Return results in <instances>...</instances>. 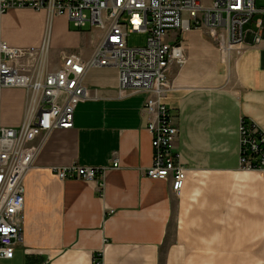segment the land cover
Masks as SVG:
<instances>
[{
	"label": "crops",
	"instance_id": "0c3cea01",
	"mask_svg": "<svg viewBox=\"0 0 264 264\" xmlns=\"http://www.w3.org/2000/svg\"><path fill=\"white\" fill-rule=\"evenodd\" d=\"M52 21L65 50L56 69L63 54L90 59L104 38L85 51L83 32L71 31L66 16ZM47 24L45 10L0 15L2 39L12 47L41 46ZM246 32L250 47L229 67L203 31L168 39L187 57L171 67L164 101L187 171L179 197L170 182L146 176L154 149L145 96L121 95L114 67L89 71L90 99L76 104L74 127L46 137L25 177L22 241L6 262L93 264L98 255L103 264H264V172L239 167L241 124L264 128V43H254L255 24ZM53 43L52 36L51 54ZM26 101L24 89H3L0 126L18 130ZM72 164L107 168L102 193L98 182L62 181L53 171Z\"/></svg>",
	"mask_w": 264,
	"mask_h": 264
},
{
	"label": "built area",
	"instance_id": "2783aa9c",
	"mask_svg": "<svg viewBox=\"0 0 264 264\" xmlns=\"http://www.w3.org/2000/svg\"><path fill=\"white\" fill-rule=\"evenodd\" d=\"M12 9L45 10L48 24L39 47H12L0 32V92L24 89L27 93L22 126L18 130L0 126V262L13 260L22 241L25 177L46 137L52 131L74 127L76 104L90 99L84 83L89 71L114 67L119 72L121 95L145 96L143 112L154 149V162L146 176L170 182L179 197L187 171L174 152L179 130L164 101L172 89L171 67L183 66L187 57L180 43L168 42L170 35L203 31L216 44L226 67L232 57H240L250 47L248 24L254 22L258 29L254 43H264V8H258L257 0H0L1 16ZM257 15L261 17L255 20ZM55 16H66L78 29L89 25L104 33L90 59L63 54L61 67L53 68ZM131 34H148L147 46L130 48ZM239 148L241 170L264 172V128L243 122ZM106 170L77 164L53 168L62 181L98 182L101 193ZM93 264H103L101 257H94Z\"/></svg>",
	"mask_w": 264,
	"mask_h": 264
},
{
	"label": "rangeland",
	"instance_id": "374dc122",
	"mask_svg": "<svg viewBox=\"0 0 264 264\" xmlns=\"http://www.w3.org/2000/svg\"><path fill=\"white\" fill-rule=\"evenodd\" d=\"M257 6L258 8H264V0H257ZM261 16L257 15L255 20L260 18ZM254 27V22L250 23L247 27H246V31H248L249 27ZM70 30L71 31H79V32H83L82 36H85V45L83 46V50L85 51H89L91 49V47L102 38L101 35H103V32L97 29L92 30V28L88 25L86 28L84 29H78L74 23L70 22ZM52 33H53V28H52ZM57 31L54 29V33H53V40L54 43L52 45V54H51V60L53 63V68L56 69L58 66V62H59V55L61 54L60 52H64L65 50L61 45L60 40L58 39V37L56 36ZM148 38L149 35L148 34H131L129 36V40H128V45L130 48H144L147 46L148 44ZM174 38V37H172ZM29 42H32L31 39L28 40ZM84 42V41H83ZM169 42V40H168ZM60 53V54H59ZM61 66V65H60ZM240 167V166H239ZM243 171V170H241ZM17 250V249H16ZM0 264H8L6 261H1Z\"/></svg>",
	"mask_w": 264,
	"mask_h": 264
}]
</instances>
